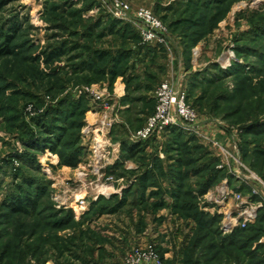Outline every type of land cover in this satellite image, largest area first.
I'll return each mask as SVG.
<instances>
[{"label": "rangeland", "instance_id": "rangeland-1", "mask_svg": "<svg viewBox=\"0 0 264 264\" xmlns=\"http://www.w3.org/2000/svg\"><path fill=\"white\" fill-rule=\"evenodd\" d=\"M113 1L0 0V264H127L136 249L161 264H264V134L244 132L264 124V0H146L167 47L145 57ZM161 83L184 94L198 134L135 141ZM17 197L35 207L12 210Z\"/></svg>", "mask_w": 264, "mask_h": 264}, {"label": "built area", "instance_id": "built-area-1", "mask_svg": "<svg viewBox=\"0 0 264 264\" xmlns=\"http://www.w3.org/2000/svg\"><path fill=\"white\" fill-rule=\"evenodd\" d=\"M110 10L119 19L130 23V25L136 30L140 36V43L142 45H148L151 47H167L166 43V28L162 25L155 15L148 9H138L130 14V8L124 1H113L109 4ZM156 93V107L154 113L147 118L145 126L135 133V141H147V139L156 136L159 133L169 129L176 128L183 131L197 133L195 112L193 109L185 104V97L183 93H180L178 89H173L167 83H161ZM92 95L98 97L96 93ZM111 125V124H109ZM101 130L95 128L91 130L92 138V153L100 160L102 154H106L104 150V142L99 141L96 134ZM89 133V132H88ZM87 133V134H88ZM90 135V136H91ZM257 209H249V211H242L244 215L241 228L245 227L249 223L255 222L257 219ZM241 216V217H242ZM151 250V249H150ZM127 264H147L152 262L153 264H161L159 258H157L152 252L148 255H144L140 250H134L128 256Z\"/></svg>", "mask_w": 264, "mask_h": 264}, {"label": "trees", "instance_id": "trees-1", "mask_svg": "<svg viewBox=\"0 0 264 264\" xmlns=\"http://www.w3.org/2000/svg\"><path fill=\"white\" fill-rule=\"evenodd\" d=\"M133 32H135L134 29H133ZM0 38H1V36H0ZM11 39L12 38L8 37L6 42L9 43ZM138 41H139V39H138ZM155 49H157V48L156 47H151V46H148V45L139 44V50L138 51L141 52V53L139 52L140 54H142V52H143L142 55L145 57L146 55H148L150 53H153L154 54L155 53L154 52ZM0 53L1 54H6V53H9V50L2 51ZM124 56H126L125 53H124V55L122 57H124ZM119 57H121V54H119ZM91 63H93V61ZM114 66H113V68H114ZM176 132L177 131L174 128H169V129L166 130V134H168V135H175ZM244 132L247 133V134H249V135H263L264 134V124H262V125L254 124L253 126L246 127L244 129ZM50 136L53 137L54 135L52 134ZM175 136H177V135H175ZM57 140H58L57 138H56V140H50L51 143L49 145L47 144L46 145V148H48L51 151L55 152L56 146H57ZM136 150H137V146L136 147L133 146L132 148L131 147L125 148L123 146V152H125L126 156H133V155H135L136 154ZM77 152H80V150H77V149L76 150H72L71 155L69 157L68 165H71L72 166V165H74L76 163V161L74 160V158L77 156V154H78ZM157 168L159 169V172H160L161 171V167L158 165ZM211 173L208 174L206 177H204V180L205 181L203 182V184H201V188H200V192L199 193L205 192L208 189V187H210V185L213 183L212 178L214 176H216L217 171H214V172H211ZM150 177H151V175H149V176L147 175L146 176L147 179H145V180L147 182H149ZM169 177L170 178H173L175 180L177 179L178 181H180L179 183H178V181L176 182L178 184V188L180 190L181 180H182V178L184 176L181 175V176L175 178L174 172H172L171 170H169ZM179 190H176V193L174 191V193L172 194L173 198L176 199V201L179 199V196H178L179 195ZM175 205H174V207H176ZM28 206L34 208L35 207V201H32L30 199H27L26 200L24 198L17 197V198H15V200H12L11 208H12V210H15L18 213H24L27 210V207ZM196 217L197 216L194 215L193 216V219L196 220ZM227 243H229V242H227ZM221 245H225V243H221ZM187 263H188V261L186 259H185V261L183 259L180 260V264H187Z\"/></svg>", "mask_w": 264, "mask_h": 264}, {"label": "crops", "instance_id": "crops-1", "mask_svg": "<svg viewBox=\"0 0 264 264\" xmlns=\"http://www.w3.org/2000/svg\"><path fill=\"white\" fill-rule=\"evenodd\" d=\"M128 2V4L130 5L131 7V10L133 11V9L135 10H138V9H142V8H139L140 6L142 7L143 4L145 5L146 3V0H126ZM149 55H153V53H150ZM149 55H146V56H149ZM123 88L124 86L123 85H120V83H117L115 84V87H114V96L116 98H120L121 96L124 95V91H123ZM127 107H123V110H125Z\"/></svg>", "mask_w": 264, "mask_h": 264}, {"label": "bare ground", "instance_id": "bare-ground-1", "mask_svg": "<svg viewBox=\"0 0 264 264\" xmlns=\"http://www.w3.org/2000/svg\"><path fill=\"white\" fill-rule=\"evenodd\" d=\"M102 187L103 188H99V190L96 189L97 190V194H98L99 197H109V196L112 195V193H113L112 190H110V189H108V188H106L104 186H102ZM77 201H78V199H77Z\"/></svg>", "mask_w": 264, "mask_h": 264}]
</instances>
